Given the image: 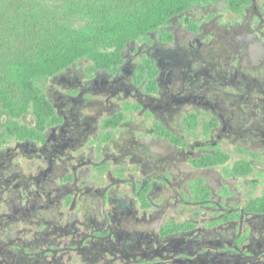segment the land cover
<instances>
[{
	"label": "flooded vegetation",
	"instance_id": "1",
	"mask_svg": "<svg viewBox=\"0 0 264 264\" xmlns=\"http://www.w3.org/2000/svg\"><path fill=\"white\" fill-rule=\"evenodd\" d=\"M216 1L117 64L37 80L48 111L16 119L28 130L0 116V264H264V0H225L254 60Z\"/></svg>",
	"mask_w": 264,
	"mask_h": 264
},
{
	"label": "trees",
	"instance_id": "2",
	"mask_svg": "<svg viewBox=\"0 0 264 264\" xmlns=\"http://www.w3.org/2000/svg\"><path fill=\"white\" fill-rule=\"evenodd\" d=\"M209 0H63L58 10L36 0H0V116L16 131V119L33 111L41 118L46 100L36 81L53 76L81 58L100 66L117 64L125 45L159 29L196 2ZM244 0H231L240 13ZM78 24V26L76 25ZM0 125V145L3 138ZM210 164L224 165L226 154ZM238 174L245 175L248 169Z\"/></svg>",
	"mask_w": 264,
	"mask_h": 264
},
{
	"label": "rangeland",
	"instance_id": "3",
	"mask_svg": "<svg viewBox=\"0 0 264 264\" xmlns=\"http://www.w3.org/2000/svg\"><path fill=\"white\" fill-rule=\"evenodd\" d=\"M38 1L39 3H41L44 8L46 9H51V10H58L60 9L62 6H63V0H36ZM217 3L214 4V7L218 10H222L223 11V14H225V20H223V22H228V21H231L233 23H236V22H240L241 25H240V29H235L234 31L231 32V42L233 43L234 46H239L238 48L239 49H242V46H244L245 44L249 45V47L246 49L249 53V57L251 59H255L257 56L260 55V52H259V48L252 44L253 43V39H254V36L252 33H250L249 31V27L247 25V23L243 20H246V18H248V14H243V15H235V14H231L230 10H228V6L226 5V1L225 0H217L216 1ZM78 26V24H76ZM218 36L220 37L219 35V32H217ZM7 113H4L3 114V117L1 118H4V117H7ZM8 118V117H7ZM222 169V167H219L218 170ZM208 178L210 180V185L212 187H215L216 184H217V181H218V178H219V172L218 171H210L209 174H208ZM95 212V211H94ZM94 212H91L92 214ZM20 230L21 229V226H14L12 225V230Z\"/></svg>",
	"mask_w": 264,
	"mask_h": 264
}]
</instances>
